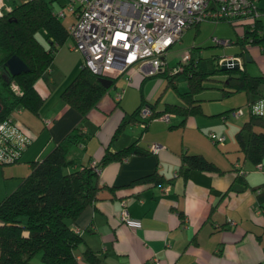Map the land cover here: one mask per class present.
<instances>
[{
    "label": "crops",
    "instance_id": "crops-1",
    "mask_svg": "<svg viewBox=\"0 0 264 264\" xmlns=\"http://www.w3.org/2000/svg\"><path fill=\"white\" fill-rule=\"evenodd\" d=\"M259 20L264 32L260 17ZM201 21L194 23L195 26ZM232 28L236 36L238 28ZM227 39V44L232 42L237 47L231 53L211 55L220 59L235 56L239 64L242 55L237 54L241 48L236 38ZM263 40L258 44L249 43L245 49L248 60H243L244 67L251 61L258 69L257 73L248 71L250 74L264 73ZM57 45L46 73H41L33 82L43 97L37 112L17 106L8 114L27 142L15 160L0 162V197L28 172L31 160L40 158L77 125L83 141L78 144L73 165L98 163L97 180L106 186L74 220H67L69 226L75 225L80 230L73 248L77 264H264V213L256 210L264 202V154L260 162L253 164L244 158L234 137L248 110L264 114V99H260L264 96L258 86L256 92L248 94L241 90L243 95L224 103L222 97L236 91L223 94L221 78H218L220 93L216 98L221 102L218 107L206 105L203 109L199 98L200 110L187 115L183 121H179L180 115L170 112L168 120L152 116L141 127L137 123L138 114L130 115L139 100L152 103L154 108L162 104L156 107L155 101H149L152 87L146 91V98L142 95V85L152 76L140 74L146 65L140 69L131 66L128 79L124 73L118 75L123 80L112 95L108 86L84 115H80L59 98L58 92L76 72L81 54L68 46ZM155 82L153 79L149 85ZM244 113L239 121L238 116ZM175 115L179 118L171 120ZM210 132L221 135L220 140L210 138ZM241 133L245 135L244 131ZM132 140L146 150L99 162L105 148L114 151ZM153 142L159 144L155 151L148 147ZM180 152L201 153L217 168H190L183 176L177 170ZM153 171L162 177L159 185L151 181L125 185ZM109 185L120 187L111 191ZM121 202L128 213L127 222L116 218ZM87 247L97 256V262L83 258L81 251Z\"/></svg>",
    "mask_w": 264,
    "mask_h": 264
},
{
    "label": "trees",
    "instance_id": "trees-1",
    "mask_svg": "<svg viewBox=\"0 0 264 264\" xmlns=\"http://www.w3.org/2000/svg\"><path fill=\"white\" fill-rule=\"evenodd\" d=\"M7 5L9 8L3 7L0 13V120L17 106L37 112L43 97L36 91L33 82L49 65L56 46L54 42L60 44L68 35L66 25L53 13V0H18ZM258 7L261 8L259 5ZM229 25L234 29L238 28L235 40L241 48L237 54L239 56L243 55L249 43L258 44L264 39L259 15L253 18L254 28H261L259 34L254 29L248 31L245 22H229ZM39 28L43 30L44 43L34 35ZM12 53L21 58L27 68L16 74L4 75L3 60ZM214 59L216 64L205 70L198 67V59L189 56L187 60L181 61L178 58L176 63L180 61L181 66L176 71L183 72L186 82V88L180 91L172 82L176 71L168 73L165 65L153 73L145 74L165 75L166 83L181 99L180 103L164 101L160 108L147 103L151 114L156 116L173 112L181 116V122L187 115L199 111V98L194 93L203 86L202 79L211 71L224 73L219 79L223 94L237 90L254 93L258 84L264 83V73L250 74L245 69L242 58L236 67L223 69L217 65L219 57ZM97 76L85 66L79 65L74 75L59 90V98L80 115H84L113 83L111 78L110 84L103 86ZM11 80L17 84L19 94L10 88ZM142 103L144 99L139 100L130 112L131 116ZM246 116L234 132V137L244 158L254 164L260 162L264 154V114L248 110ZM120 125L121 123L117 124L114 131ZM241 131L245 132L244 136ZM82 141L83 133L77 125H73L40 158L31 160L28 172L13 189L0 197V264H77L73 248L79 240V234L71 229L67 220H74L97 197V192L106 187L98 182L96 172L89 165L78 162V165H73L77 159L78 144ZM145 150L136 140H132L114 151L105 148L99 162ZM179 159L177 170L183 176L190 168H217L198 152H180ZM140 181H151L159 185L162 177L153 171L130 180L125 185ZM119 187L108 186L111 191ZM259 207L256 210L264 213V202ZM36 252H39V261L31 260ZM81 254L87 261L97 262V256L88 247Z\"/></svg>",
    "mask_w": 264,
    "mask_h": 264
},
{
    "label": "built area",
    "instance_id": "built-area-1",
    "mask_svg": "<svg viewBox=\"0 0 264 264\" xmlns=\"http://www.w3.org/2000/svg\"><path fill=\"white\" fill-rule=\"evenodd\" d=\"M3 7L8 9L9 5L0 0V13ZM64 9L72 14L66 29L72 40L70 46L81 54L80 65L109 78L124 73L128 79L131 66L140 69L146 65L143 74L159 70L168 46L179 38L186 26L199 20L245 22L248 31L254 29L256 34L261 32L259 26L254 28L253 25V18L261 11L257 0H63L59 8L52 10L56 16H62ZM248 38L251 39L250 36ZM212 40L224 44L228 42L227 38L215 36ZM54 45L57 43L54 42ZM188 57L189 52L184 50L179 58L185 61ZM180 66L178 61L170 71L179 70ZM9 84L13 91L20 93L13 80ZM118 96L116 92L114 97ZM136 113L141 127L153 116L150 106L144 103ZM156 116L168 120L169 113ZM208 135L215 140L221 138V135L212 132ZM25 142L27 138L11 123L10 115L0 120V162L15 160ZM148 147L155 151L159 144L153 142ZM88 165L95 172L99 170L94 161ZM116 218L128 221L123 202ZM70 227L77 233L80 231L75 225Z\"/></svg>",
    "mask_w": 264,
    "mask_h": 264
},
{
    "label": "rangeland",
    "instance_id": "rangeland-1",
    "mask_svg": "<svg viewBox=\"0 0 264 264\" xmlns=\"http://www.w3.org/2000/svg\"><path fill=\"white\" fill-rule=\"evenodd\" d=\"M18 0H2L6 5L7 4H13ZM63 0H53V7L59 8L60 3ZM258 5L261 6L260 11V19L262 20V23L264 25V0H258ZM72 18V14L64 9V14L62 16H59V19L67 25ZM217 22V23H216ZM43 30L37 29L34 33L35 37L44 43V38L42 35ZM212 36L216 37H227L231 41L234 40L236 37L233 34V32L230 29L229 22L226 20H219V21H205L202 20L199 22L196 26L195 24H191L187 27H185L182 32L180 33V36L178 39H176L174 42H172L168 48L165 51L164 54V62L160 65V67L166 68L167 72L170 73L171 66L176 64L177 59L179 58L180 54L183 50L190 51V55L193 58L198 59V67L203 68L205 70L211 69L216 63L215 59L211 57V54H222V53H231L235 47H237L236 44L230 42L225 44H219L214 43L212 41ZM72 43L71 38L67 35L65 40L58 44L61 47L68 46L71 49H73L70 44ZM57 45V46H58ZM262 45H264V40L262 41ZM76 50V49H73ZM78 51V50H76ZM79 52V51H78ZM80 53V52H79ZM51 62V61H50ZM245 63V62H244ZM218 65V61H217ZM247 71L250 73H257L258 69L256 68L255 64L253 62H247L246 67ZM47 67L43 70L42 73H46ZM142 72H140L141 74ZM162 75V76H161ZM224 76L223 72L220 71H211L207 73L206 77L202 79V87L194 93L195 97L200 98V101L202 102L203 109L207 106L211 107H218L221 102L229 103L243 95V91L239 90L232 94L225 95L222 97V101L220 102L216 95L220 93V90L218 89L219 81L218 78H222ZM156 79V82L152 86L149 85L152 80ZM120 80H123L122 76H118L117 78H113V83L109 85L108 91L111 93L114 89H118ZM172 82L174 83L176 89L178 91L183 90L185 85L184 80V74L183 72H176L172 76ZM152 87V93L148 97L150 102L155 101V106L160 107L163 101H170V102H181L180 98L177 96L175 90L170 86L166 85V77L163 74H154L151 77L147 78L144 84L141 87L142 95L144 98L146 91H149ZM106 90V91H107ZM137 90V89H136ZM258 90L261 95L264 96V83L258 84ZM106 94V92H105ZM104 94V95H105ZM109 95L110 100L113 102L114 99ZM215 97V98H214ZM243 99V98H242ZM240 101H243V100ZM264 99V98H260ZM227 107V106H226ZM221 109V108H220ZM244 114H240L238 116V120L241 121L244 117ZM139 118V116H138ZM179 116L175 115L172 116L170 119L175 120L178 119ZM136 127V126H135ZM138 130L139 128L136 127ZM9 178V177H7ZM11 180V179H8ZM6 183V182H5ZM2 189V186H0ZM39 252H36L32 257L31 260L33 261H39Z\"/></svg>",
    "mask_w": 264,
    "mask_h": 264
},
{
    "label": "water",
    "instance_id": "water-1",
    "mask_svg": "<svg viewBox=\"0 0 264 264\" xmlns=\"http://www.w3.org/2000/svg\"><path fill=\"white\" fill-rule=\"evenodd\" d=\"M242 58L244 60H248L246 51L243 52ZM237 62V57L226 55L219 60L218 67L222 69L227 67H236L238 65ZM3 65L5 66V73H2L4 75L16 74L19 71L26 70L27 68L26 64L21 60V58H19L14 53L10 54L3 60ZM97 78L103 86H108L111 82V78L106 76L98 75Z\"/></svg>",
    "mask_w": 264,
    "mask_h": 264
}]
</instances>
